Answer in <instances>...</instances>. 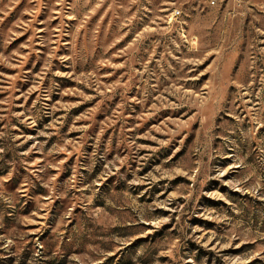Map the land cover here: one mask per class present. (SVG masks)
I'll return each instance as SVG.
<instances>
[{
  "label": "rangeland",
  "instance_id": "1",
  "mask_svg": "<svg viewBox=\"0 0 264 264\" xmlns=\"http://www.w3.org/2000/svg\"><path fill=\"white\" fill-rule=\"evenodd\" d=\"M0 264H264V0H0Z\"/></svg>",
  "mask_w": 264,
  "mask_h": 264
},
{
  "label": "built area",
  "instance_id": "2",
  "mask_svg": "<svg viewBox=\"0 0 264 264\" xmlns=\"http://www.w3.org/2000/svg\"><path fill=\"white\" fill-rule=\"evenodd\" d=\"M180 14V10H176L175 12H173V16L179 15Z\"/></svg>",
  "mask_w": 264,
  "mask_h": 264
}]
</instances>
